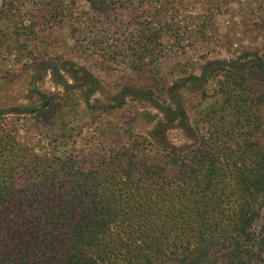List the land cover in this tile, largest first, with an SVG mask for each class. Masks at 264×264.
<instances>
[{
  "label": "trees",
  "instance_id": "obj_1",
  "mask_svg": "<svg viewBox=\"0 0 264 264\" xmlns=\"http://www.w3.org/2000/svg\"><path fill=\"white\" fill-rule=\"evenodd\" d=\"M171 1L94 5L130 19L122 46L138 68L161 57L163 29L142 28L128 6L148 2L155 16ZM28 3L32 19L73 17L66 0ZM224 71L222 112L208 115L196 148L161 145L151 162L139 156L153 150L148 141L139 154L41 156L0 125V264H264V91ZM45 99L31 112L40 116Z\"/></svg>",
  "mask_w": 264,
  "mask_h": 264
},
{
  "label": "rangeland",
  "instance_id": "obj_2",
  "mask_svg": "<svg viewBox=\"0 0 264 264\" xmlns=\"http://www.w3.org/2000/svg\"><path fill=\"white\" fill-rule=\"evenodd\" d=\"M97 1L66 0L73 17L58 22L32 19L28 0H0V125L36 154H139L148 141L139 156L151 162L161 145L196 148L222 112L224 69L264 91V0H172L155 16L148 2L128 6L142 28L163 29L161 57L138 68L122 46L132 22L97 15Z\"/></svg>",
  "mask_w": 264,
  "mask_h": 264
}]
</instances>
